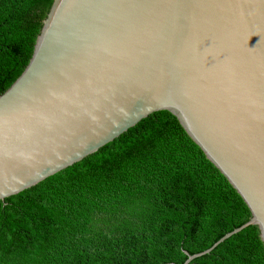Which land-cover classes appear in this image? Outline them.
Here are the masks:
<instances>
[{
  "label": "water",
  "instance_id": "water-1",
  "mask_svg": "<svg viewBox=\"0 0 264 264\" xmlns=\"http://www.w3.org/2000/svg\"><path fill=\"white\" fill-rule=\"evenodd\" d=\"M163 110L251 212L184 264L250 224L264 243V0H53L0 94V200Z\"/></svg>",
  "mask_w": 264,
  "mask_h": 264
},
{
  "label": "trees",
  "instance_id": "trees-1",
  "mask_svg": "<svg viewBox=\"0 0 264 264\" xmlns=\"http://www.w3.org/2000/svg\"><path fill=\"white\" fill-rule=\"evenodd\" d=\"M53 0H0V94ZM251 212L165 110L74 165L0 200V264H184ZM189 264H264L250 224Z\"/></svg>",
  "mask_w": 264,
  "mask_h": 264
}]
</instances>
